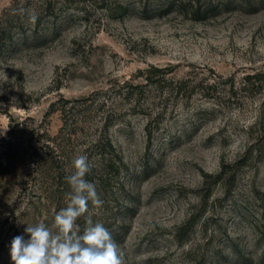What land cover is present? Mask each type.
<instances>
[{"label": "rangeland", "instance_id": "obj_1", "mask_svg": "<svg viewBox=\"0 0 264 264\" xmlns=\"http://www.w3.org/2000/svg\"><path fill=\"white\" fill-rule=\"evenodd\" d=\"M52 1L0 55V264L82 154L124 264H264V0Z\"/></svg>", "mask_w": 264, "mask_h": 264}, {"label": "clouds", "instance_id": "obj_2", "mask_svg": "<svg viewBox=\"0 0 264 264\" xmlns=\"http://www.w3.org/2000/svg\"><path fill=\"white\" fill-rule=\"evenodd\" d=\"M33 14L30 21L35 23ZM74 171L65 177L71 191L67 206L54 215L49 227L44 223L28 225L24 232L29 236H15L10 245L13 264H124L123 252L101 223L93 224L89 204L100 208L103 201L94 183L86 179L92 169L87 155H78L72 161ZM85 217L86 227L81 232L77 225Z\"/></svg>", "mask_w": 264, "mask_h": 264}, {"label": "trees", "instance_id": "obj_3", "mask_svg": "<svg viewBox=\"0 0 264 264\" xmlns=\"http://www.w3.org/2000/svg\"><path fill=\"white\" fill-rule=\"evenodd\" d=\"M21 2H25L26 5L28 4V7H32L33 11H31L30 13L31 15L34 14L37 19L35 20V23H32L30 25V30H28L27 32H19L15 36L14 29L23 26V22H27V13H25V18L22 19L21 14H19L16 8V6ZM52 3V0H21L15 1L8 9H6L3 13L2 18L0 19V55L13 49L14 47H19L31 42H37L39 39L46 37L44 34L40 36L38 30L41 28L42 18L44 14L51 9ZM67 3L68 1H65L64 4H62L61 8H59L60 13L62 12V14L55 20L57 23L56 26L60 27L67 21L68 13L65 9ZM212 10L215 9L212 8ZM57 157L59 159H62V155H58Z\"/></svg>", "mask_w": 264, "mask_h": 264}]
</instances>
